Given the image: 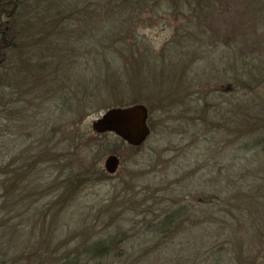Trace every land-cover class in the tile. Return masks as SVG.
Wrapping results in <instances>:
<instances>
[{"label":"rangeland","instance_id":"obj_1","mask_svg":"<svg viewBox=\"0 0 264 264\" xmlns=\"http://www.w3.org/2000/svg\"><path fill=\"white\" fill-rule=\"evenodd\" d=\"M19 1L26 14L36 12L41 2L44 3V0ZM72 1L56 0L63 6ZM95 1L82 0L81 4V0H75V3L77 6L85 3L91 8ZM100 1L101 5L107 4V0L96 2ZM119 1L109 2L106 10L114 13L116 27L125 18L124 27L130 25L131 28L128 36L123 37L124 43L116 42L119 50H115L128 54L116 56L121 59L119 64L124 62L130 70V86L123 90L124 95L128 92L124 101L135 96L149 110L150 133L138 148H132L121 139L114 143V134L100 137L91 129L92 121L106 108L96 107L82 113L76 126L77 133H70L71 127L65 125L67 118L71 117L67 113L68 108L62 105L63 112L56 109L54 99L49 97L51 95L42 94L39 84L32 86L33 73L28 77L29 82L19 84L28 76V72L23 70L27 63H36L40 59L37 62L39 68L57 67L54 62L48 63L49 54L46 53L51 48L47 44L54 40L61 43L64 39L58 37L53 27L42 28L46 31L39 43L29 45L31 39H28L25 45L13 48L14 51L7 56L13 67L7 64L0 67V81L4 80L6 84L4 73L8 71L11 74L19 67L10 81V85L19 89L17 106L10 114L5 113L4 107L0 109V166L6 164V169L18 166L33 169L38 166L43 197L25 209L27 215L38 217L42 237L52 238L46 248L51 256L49 261L69 262L65 260L66 256L72 260L78 255V262L80 256L81 263L86 262L85 256L81 255L84 247L120 228L123 231L120 237L129 247L133 245V248L121 250L125 253L116 260L132 261L125 264H264L263 207L259 211L257 202L253 216L248 215V210L243 207V213L239 211L238 214L234 207L238 205L237 201L229 199L232 196L231 185L227 183L229 175L232 176L231 142L236 136L233 132H247V129L241 125H234L233 129L231 114L228 115L223 107L228 96L227 82L216 77L224 72L226 77L227 71L224 70L234 66L232 54L249 60L245 61L248 65L254 62L251 58L264 57V0H176L175 3L158 0L153 3L152 11L148 6H141L143 2L136 8L133 3L123 6L117 3ZM143 7L141 15L137 16L136 10ZM98 17L93 24L88 21L93 25L91 30L81 22L76 27L84 32L96 28L94 35L101 36L106 31H101V27L107 23ZM40 26L41 23L32 25L30 21L29 27L24 25L27 38ZM113 30L108 29L107 36H115ZM125 43H135L134 48ZM127 47H131L134 53L130 54ZM53 55V59L59 58V69L65 67L61 65L65 55ZM79 59L81 61L74 62L82 63H73L71 69L80 70L77 81L82 83L87 73L81 70L88 63L82 57ZM149 66L156 67L158 72ZM34 68L32 66L28 70L33 71ZM171 69L180 77L173 78ZM44 73L47 74L46 71ZM70 73L69 84L74 91L75 71ZM58 76L63 77L60 71ZM218 91L221 94L218 95ZM58 95L56 100L61 103L69 96L56 93ZM88 133H93V136L87 146L76 143L77 140L84 143ZM69 137H77L71 145L66 140ZM109 154L119 158V166L113 174L104 169V159ZM252 155L250 151L248 158ZM62 158L67 159L59 161ZM261 160L264 161L263 157ZM236 161L238 166L234 171L240 173L236 180L244 192L241 203L247 200L248 189L264 183V163L260 164L263 166L262 174L254 182L251 173L258 162L253 159L248 163L245 159ZM56 165H59L58 172L53 170ZM62 168L72 173L68 177L71 184L57 189V183H52V180L57 176L64 177V171L58 175ZM30 177L38 180L36 174ZM181 206L186 209H182L178 220V233L158 239L157 243L152 239L161 247L159 250L154 246L152 250L151 246L156 244L148 242L150 236H143L141 229L146 224L152 226V220H156L159 214ZM5 208L8 215L14 214L8 206ZM40 215L44 224H40ZM22 218L9 221L20 230L32 222ZM205 226L213 231L212 237L200 239L198 232ZM21 231L6 230L0 237V245L10 240L6 246L12 248L30 249L34 244L39 249L45 248L40 243V235L23 238ZM29 236L31 241L27 240ZM102 251L100 249L99 252ZM45 256L41 255L36 263L46 264ZM112 260L114 258L110 254L102 258L100 264H113Z\"/></svg>","mask_w":264,"mask_h":264},{"label":"trees","instance_id":"obj_2","mask_svg":"<svg viewBox=\"0 0 264 264\" xmlns=\"http://www.w3.org/2000/svg\"><path fill=\"white\" fill-rule=\"evenodd\" d=\"M96 1L94 2L95 6L92 5L91 8H89L90 5H86L85 3L82 6H77L75 0H73L70 4L64 6L59 2H56V0H44L43 4L41 2L42 6L40 4V7H38L37 11L33 12L34 14H26L25 11L21 10V8L23 7H21V3L19 0H0V67L1 65L4 67L6 64L7 66L12 65L7 59V56H9V53L14 51L13 48H16L17 46H19V44L20 46L25 45L26 43L24 42L25 40L27 42L28 39H31L29 45H32V42L34 44L39 43L43 39L44 32L49 29V27H53L58 33V37L64 39V41L61 43L59 41L57 43V40H54L53 43L47 44V46L51 48V50H47L49 53H46L49 54L47 56L49 57V60L47 59L48 63L54 62L53 64H56L58 68L55 67L52 69L51 67L50 69L49 67H41V69L37 64L40 59L36 61V63H27V67L22 69L28 72V76L23 78L25 79L24 81L21 79L19 84L22 85L29 82L28 77L31 73H33V77L31 78V85L37 86L39 84L42 94L45 93L48 96L51 95L49 97L54 99L56 109L61 110L62 105L63 107L68 108L67 113H69V117H71L69 119L67 118L65 125H67L68 128L69 126L71 127L70 130L72 131L70 133H77L76 126L82 113L90 112V110L96 107L100 109H107L110 107H123L131 104L143 103L140 102L142 101L141 99L135 98V96L127 102L124 101V99L128 95V92L125 95L124 92L126 91V87L130 86V70L125 64H123L124 62H121L119 64L120 58L116 57L117 54L123 56L128 55L125 53L116 52L119 50L116 42H123L122 40L124 35L128 36L127 33L131 30L130 25H125L124 27L125 18H123L119 21L121 22V25L119 27H116L117 23H114L113 20V17H115L114 13L106 10V6H109V2H111L112 0H107V4L109 5H101V1ZM157 1L158 0H120L117 3H122V5L125 4L126 6H130L133 3L132 5L136 6L143 2V5L141 6H148L152 11L154 5L153 3H156ZM172 2L175 3L176 0H172ZM61 6L63 7V9L61 8ZM141 6H136V8ZM143 9L144 7L140 11L136 10L137 16L141 15ZM97 16H99L98 18L101 20L104 19L103 21L107 23L106 25H103L101 27V31L104 32V30H106L101 36L94 35L96 28H94V31H90L92 28L91 26H93L92 24ZM27 20H29L32 25L40 23L42 24V26L39 27L40 29L35 32L32 31L31 35L28 38L26 36L27 33H25L24 31V25L29 27V21ZM88 21H91L92 24L89 25ZM80 22L90 30L84 32L83 30L79 29V27H76L79 26L78 23ZM43 27L46 30L42 29ZM112 28H114L113 34L115 36H107L108 29L110 30ZM33 39L34 41H32ZM79 39L80 43L82 42L81 45L79 43ZM70 40L72 41V43L70 42ZM125 44L126 46L133 47L135 43ZM127 48L129 49L128 52L130 54L134 53L131 50V47ZM60 50H62V52H60ZM53 53L59 54V56L60 54L65 55L61 61V65L65 67L59 69V58L55 57V59H53ZM78 54H80V57H82L85 63H88L84 67V69L81 70H84V72L87 73V76L85 74L86 77H84L82 83H79L77 81V76L79 73L78 71L80 70L71 69L73 63H82L74 62L75 60L81 61ZM231 54L228 56L229 59ZM232 57L234 58L232 63L234 66L232 68L228 67L226 70H224L227 71V76L225 77L224 72L222 75H217L216 77L219 81L224 78V81L226 80L227 82L226 85L228 96L226 99V103L224 102L223 104V107L226 109L228 115L231 114L233 129L234 125H236V127L241 125L243 129H247V132L242 131L237 132V134L236 132H233V135L236 136L233 137L235 139H233L231 142L233 164L232 172H230V174H232V176L229 175V182L227 183L231 185L230 193H232V196L229 199H231L232 201H237L238 205H234L235 212H237L238 214L239 211L243 213V209H246L248 210V215L250 214L253 216L254 212L256 211L255 208L257 207V202L259 203L257 205L260 206L257 209L259 211L262 209V207L264 209V183L254 185V189H248V193L246 196L247 200H243L240 203V198L243 197L244 192L241 191V183L239 182V180H236L239 178L240 173L237 174V171L234 170L235 167L238 166V164H236V159H245L247 163L250 161V159H253V161L258 162L254 166V170L251 173V178L254 179L253 181L255 182L258 179L259 175L263 172L262 170L264 165L260 166V164L264 163V161L261 160V157H263L264 159V57L261 58V56H258L251 58V61H254L251 65H248V63L245 62L249 61L247 59L240 58L235 54H232ZM139 64H141V62ZM134 65L137 66L138 64ZM32 66H35L34 70L29 71L28 69L32 68ZM146 66L148 65H145L144 67L148 68ZM149 67H151V69L155 72H158V69L156 67ZM18 68L16 67V71L15 69H13L14 71L11 74L7 70L6 71L8 73H4L5 77H7V79L5 78V82L8 81V84L3 83L4 80L0 81L2 82V84L0 83V109L4 107L6 114H10L13 111V107L17 106L18 103L19 89L16 87V85H10L12 76L14 75V73L16 74L19 71ZM171 70L172 71H170V74L173 72V75L171 74L173 78L180 77L179 75L177 76L178 73L174 72V69ZM45 71L47 72V74L44 73ZM59 71L63 76L62 78L58 76ZM70 71H75L74 75L76 77V80L73 81V88L75 89L74 91L71 90V85L69 84V77L71 74ZM180 80H182V78H180ZM14 83L15 82L13 81V84ZM7 89L9 91H7ZM124 89L125 91L123 92ZM118 92L120 93L117 95ZM56 93L68 94L69 96H67L65 98V101L61 103L60 100H56V98L59 99V95L56 96ZM79 93H81L82 95H80V98H78ZM219 94H221V92L218 91V95ZM218 95L216 93V96ZM219 97L220 96H218V98ZM61 112L63 111L61 110ZM1 114L2 110H0V116ZM96 135L97 134H94V136ZM108 135V133H104L98 136L105 137ZM92 136L93 133H88V135H85V137L87 138L84 143L81 142L82 140H77L76 143H82L83 145L87 146L86 143L89 142L90 137ZM76 138L69 137V139L66 140H69L71 145L76 140ZM113 138L114 143L120 140L115 136H113ZM250 151L253 152V155L248 158V154ZM42 158L44 157L41 156V160H43ZM64 159L67 158L59 159V161H62ZM38 170V166H35V168L33 169L26 168L24 166L6 169V164L0 166V230H2V227L7 226L0 233V237H3V235L6 233V230L12 229L14 233H18L22 230L21 235L23 238H25L26 235H40V243L45 245V248L43 247L41 249H39L38 246H35V244L30 247V249H17V247L12 248L11 246H6L7 244H10L9 240L5 244L0 245V264H37L36 261H38V258H41V255L45 256V252L47 254L46 256L48 260L46 264H100L102 262V258L108 257V255L110 254H112L114 258V260H112L113 264L132 263V261L130 260L116 261L125 253H122L121 250H126L127 247H129L127 243L124 242L123 238L120 237V234L123 232L120 230V228L116 229L114 232L111 231L107 233L103 237L93 240V242L88 243L84 247V252L81 253V255L85 256L86 262L84 261L83 263H81L82 256H80V262H78V255H76L72 260L69 259V256H66L67 258H65V260H69V262L49 261L51 256L47 253L46 248L50 245L52 238L42 237L43 232L38 227V217L35 219L33 217L34 215H27V211L25 209L27 206H31L33 203L39 201L43 197V189L40 184L41 181L39 180L37 174ZM53 170H55V172H58L59 165H56ZM63 171L64 168H62L61 172H59L58 175H60ZM32 174H36V178L38 180H32L30 177ZM62 174H64V177L59 178L57 176L52 180V183H57V189L60 186L67 187L71 184L70 178H68L69 175H72L70 170L64 171ZM73 177L77 178L75 176ZM253 181L251 182L254 183ZM7 206L10 211H13V215H8L9 211L5 210V207ZM180 209L175 208L174 210L167 211L162 215L159 214L156 217V220H152V226L146 224L145 228L141 229V231H143L142 235H146V237H148V235L150 236V238H148L147 240L148 242L150 241L152 243H157L158 239L163 240L168 237V235L177 234L179 230L178 220L181 218L183 210H185L186 208L183 209V206H181ZM193 210L195 211V209ZM18 217H21L24 221L29 220L32 222L27 228L23 227L19 230V228H17L15 224H12V222L9 221L13 218ZM40 217V224H44L42 215H40ZM248 218L252 220L251 216H249ZM176 219L177 221H175ZM206 227L207 226H205L204 228H200V232H198L200 239H203L205 237H212L213 231ZM152 239L154 242L152 241ZM27 240L31 241V237L29 236ZM141 244L142 243H139L138 245ZM154 246L159 247V250L161 249L159 244H156L151 246L152 250L155 248ZM115 248L119 249V251H116ZM129 248H133V245ZM100 249H103V251L99 252Z\"/></svg>","mask_w":264,"mask_h":264},{"label":"water","instance_id":"obj_3","mask_svg":"<svg viewBox=\"0 0 264 264\" xmlns=\"http://www.w3.org/2000/svg\"><path fill=\"white\" fill-rule=\"evenodd\" d=\"M148 110L142 103L107 108L91 123L97 133H112L131 147L141 146L150 133L147 124ZM104 169L113 174L119 166V158L109 154L104 159Z\"/></svg>","mask_w":264,"mask_h":264},{"label":"flooded vegetation","instance_id":"obj_4","mask_svg":"<svg viewBox=\"0 0 264 264\" xmlns=\"http://www.w3.org/2000/svg\"><path fill=\"white\" fill-rule=\"evenodd\" d=\"M147 121H148V119H147Z\"/></svg>","mask_w":264,"mask_h":264}]
</instances>
